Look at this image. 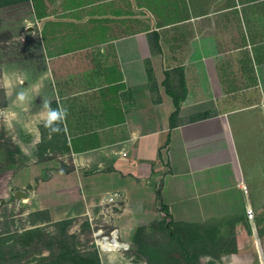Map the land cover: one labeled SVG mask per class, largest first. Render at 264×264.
Instances as JSON below:
<instances>
[{
	"label": "crops",
	"instance_id": "obj_1",
	"mask_svg": "<svg viewBox=\"0 0 264 264\" xmlns=\"http://www.w3.org/2000/svg\"><path fill=\"white\" fill-rule=\"evenodd\" d=\"M0 73L18 88L8 103L28 94L30 135H47L45 101L67 109L62 154L40 165L55 168L30 199L41 197L48 220L103 214L120 245L95 239L101 264H132V246L139 264H167L161 230L192 262L182 264L237 248L253 262L264 230V0H0ZM227 225L240 245L205 250L206 233Z\"/></svg>",
	"mask_w": 264,
	"mask_h": 264
},
{
	"label": "rangeland",
	"instance_id": "obj_2",
	"mask_svg": "<svg viewBox=\"0 0 264 264\" xmlns=\"http://www.w3.org/2000/svg\"><path fill=\"white\" fill-rule=\"evenodd\" d=\"M24 57L21 54L18 58ZM10 74L14 76L18 73ZM8 76L11 80V76ZM4 82V75L0 73V264H101L95 239L110 236V227L103 214L97 216L92 212L94 218L91 221L85 216L48 220L47 211L40 208L41 197L33 195L30 199L38 176L42 175L43 170L48 172L55 168L53 165L41 168L40 165L46 160L51 164L54 161L57 165L59 154H62V137L54 135L49 139L47 135H30V104L19 101L8 103L7 97L16 95L18 88L14 87V81L11 87H3ZM5 88H8L6 92ZM16 190L26 193V196L15 197ZM261 202L264 203L263 200ZM260 211L256 221L259 220L264 229V204ZM100 226L104 230L97 237L94 232ZM216 234L221 238L214 239ZM241 234L239 227L230 225H227L225 232L206 233L204 249L221 252L222 248L229 250L233 246L238 247ZM156 239L169 258L167 264H182L178 257L192 263L176 241L170 240L169 232L161 230ZM259 241L264 255V230ZM245 250L250 249L237 248V255H202L199 264H250V254H243L247 252ZM101 258L106 264L107 259ZM125 258L131 260L132 264L142 261L135 246L129 248ZM252 260L260 262L258 250L253 252Z\"/></svg>",
	"mask_w": 264,
	"mask_h": 264
},
{
	"label": "clouds",
	"instance_id": "obj_3",
	"mask_svg": "<svg viewBox=\"0 0 264 264\" xmlns=\"http://www.w3.org/2000/svg\"><path fill=\"white\" fill-rule=\"evenodd\" d=\"M28 99V94L26 92H19L17 94V100L21 103L25 102ZM44 109L46 110V115L43 121V126L47 130L48 138L55 134H59L62 131V126L66 121L68 112L66 108L59 106L53 109L50 106L49 101L44 102Z\"/></svg>",
	"mask_w": 264,
	"mask_h": 264
},
{
	"label": "water",
	"instance_id": "obj_4",
	"mask_svg": "<svg viewBox=\"0 0 264 264\" xmlns=\"http://www.w3.org/2000/svg\"><path fill=\"white\" fill-rule=\"evenodd\" d=\"M15 197H25L26 193L17 190L14 193ZM258 251H259V258H260V262H251L250 264H264V255H263V251L261 250L260 246H258ZM220 264H231V263H220Z\"/></svg>",
	"mask_w": 264,
	"mask_h": 264
},
{
	"label": "bare ground",
	"instance_id": "obj_5",
	"mask_svg": "<svg viewBox=\"0 0 264 264\" xmlns=\"http://www.w3.org/2000/svg\"><path fill=\"white\" fill-rule=\"evenodd\" d=\"M106 240L102 241L101 244L103 247H108L110 249H113L120 245V243L116 240L115 235H111L108 238H104Z\"/></svg>",
	"mask_w": 264,
	"mask_h": 264
},
{
	"label": "built area",
	"instance_id": "obj_6",
	"mask_svg": "<svg viewBox=\"0 0 264 264\" xmlns=\"http://www.w3.org/2000/svg\"><path fill=\"white\" fill-rule=\"evenodd\" d=\"M246 213H247V215L249 216V217H252L253 216V209L250 207V206H247L246 207ZM108 238L109 236L108 235H103V236H101L99 239H98V241H99V244L102 246V244H101V242L102 241H104V240H106V239H104V238ZM103 247V246H102Z\"/></svg>",
	"mask_w": 264,
	"mask_h": 264
},
{
	"label": "trees",
	"instance_id": "obj_7",
	"mask_svg": "<svg viewBox=\"0 0 264 264\" xmlns=\"http://www.w3.org/2000/svg\"><path fill=\"white\" fill-rule=\"evenodd\" d=\"M175 106H176V110L174 111V113L172 114V116H171V121H172V123H173V118H174V116H175V114L177 113V110H178V108H179V103H178V100H175Z\"/></svg>",
	"mask_w": 264,
	"mask_h": 264
}]
</instances>
